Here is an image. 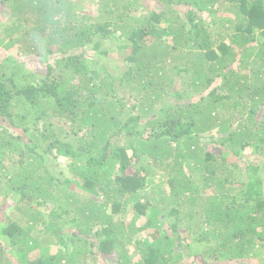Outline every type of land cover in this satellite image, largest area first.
Segmentation results:
<instances>
[{
	"label": "trees",
	"instance_id": "1",
	"mask_svg": "<svg viewBox=\"0 0 264 264\" xmlns=\"http://www.w3.org/2000/svg\"><path fill=\"white\" fill-rule=\"evenodd\" d=\"M79 1L0 0V264L258 258L264 0Z\"/></svg>",
	"mask_w": 264,
	"mask_h": 264
},
{
	"label": "rangeland",
	"instance_id": "2",
	"mask_svg": "<svg viewBox=\"0 0 264 264\" xmlns=\"http://www.w3.org/2000/svg\"><path fill=\"white\" fill-rule=\"evenodd\" d=\"M99 1V0H98ZM78 5L79 6H81V14L82 15H96L97 14V0H92V2H91V0H86L85 2L83 1H79V3H78ZM151 8H152V2H151ZM10 12H7L6 11V8L5 7H0V23H3L4 25H11V21L9 20L10 18H9V16H10V14H9ZM4 37V34H2V32H1V30H0V39L1 38H3ZM11 39H14V36H12V38ZM6 43H9V37H6L5 38V40L3 41V45H5ZM105 44H108L107 45V47L106 48H108V49H112L111 50V53H110V56L112 57V59H116L117 57L118 58H122L123 57V55H126V54H128L129 53V50H122V51H119L118 50V47H117V45L115 44V43H113V42H106ZM1 49V48H0ZM107 49V50H108ZM2 50V49H1ZM11 53L13 54V55H16L17 54V51H15V50H13L12 49V51H11ZM28 57V59H37V57L35 56V54L33 55V54H31V55H29V56H27ZM26 57V58H27ZM122 62V61H121ZM121 62H120V64L119 65H121ZM122 64H123V62H122ZM34 72H38V73H40V75L41 76H43L42 74H44L45 73V66L43 65V64H40V65H35V67H33V69H32ZM187 79H188V77H186V78H183V76H181L179 79H178V82H177V84H176V88H177V90H180L183 94H185V93H192V89H191V87H188V86H186V84H187ZM183 81H184V83H183ZM260 119V118H259ZM261 120V119H260ZM3 124H6L5 122H3ZM7 125V124H6ZM9 129V128H8ZM212 145H210L209 147H211ZM215 147L214 148H216L217 146L216 145H214ZM218 149V148H217ZM230 151V150H229ZM215 152V151H214ZM227 152H228V150H227ZM245 154H247L246 155V158H243L241 161H240V164H241V167L242 168H244L245 167V165L249 162V163H254L253 161L255 160V157L257 158V159H261V157H258V156H253V155H251V151H245L244 152V156H245ZM227 157H228V159H230V161H235L236 159H235V155H232V154H230V155H227ZM248 161V162H247ZM245 162H247V163H245ZM56 165V164H55ZM56 168H55V172L53 171V170H51L52 171V173H56V172H59V171H61V175L62 176H64V177H66V178H68V179H71V180H74L75 181V178L74 177H72V173L69 171V166H68V164H67V161L65 160V159H63L62 158V160L61 161H59V163L55 166ZM264 175V174H263ZM195 177H196V174H195ZM159 182H162L163 184H165V180L164 179H162L161 178V181H160V178H159V176L158 175H156L155 177H154V182L152 183V185L151 186H149V189L147 190L148 192H150V196L152 197V198H156L157 197V195L155 194V190H156V187L157 186H159ZM163 184H161V185H163ZM167 188V190H168V187H166ZM166 190V191H167ZM146 191V192H147ZM11 203H8V204H6V205H4L3 206V210H5V208H7L8 207V205H10ZM5 214V213H4ZM173 223V222H172ZM181 239H185L186 240V237H187V233H185V232H181L180 233V236H179ZM176 238V237H175ZM188 239H189V237H188ZM190 240V239H189ZM263 260V262H264V252H262L261 253V255L258 257V258H254V259H249V260H247V259H245L244 260V263H246V264H258L259 262H261L260 260ZM247 260V261H246ZM98 264H101V263H98ZM212 264H219V262H214V263H212Z\"/></svg>",
	"mask_w": 264,
	"mask_h": 264
}]
</instances>
